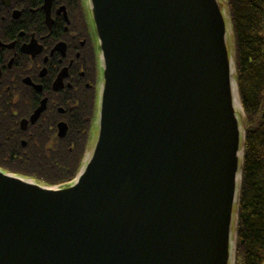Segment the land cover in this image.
Masks as SVG:
<instances>
[{
  "label": "water",
  "instance_id": "1",
  "mask_svg": "<svg viewBox=\"0 0 264 264\" xmlns=\"http://www.w3.org/2000/svg\"><path fill=\"white\" fill-rule=\"evenodd\" d=\"M90 2L96 144L65 189L0 170V264H230L244 134L220 0Z\"/></svg>",
  "mask_w": 264,
  "mask_h": 264
},
{
  "label": "flooded vegetation",
  "instance_id": "2",
  "mask_svg": "<svg viewBox=\"0 0 264 264\" xmlns=\"http://www.w3.org/2000/svg\"><path fill=\"white\" fill-rule=\"evenodd\" d=\"M85 12L84 0H0V147H35L56 113L78 107L81 87L93 90Z\"/></svg>",
  "mask_w": 264,
  "mask_h": 264
},
{
  "label": "trees",
  "instance_id": "3",
  "mask_svg": "<svg viewBox=\"0 0 264 264\" xmlns=\"http://www.w3.org/2000/svg\"><path fill=\"white\" fill-rule=\"evenodd\" d=\"M235 43L236 81L246 131L236 239V264H264V0H225ZM89 56L94 58L92 53ZM79 94L67 119L70 132L46 148L43 131L29 149L0 147V168L47 187H65L79 173L96 118V94ZM94 98V100H92ZM69 105V104H66ZM42 144L40 145V143Z\"/></svg>",
  "mask_w": 264,
  "mask_h": 264
},
{
  "label": "rangeland",
  "instance_id": "4",
  "mask_svg": "<svg viewBox=\"0 0 264 264\" xmlns=\"http://www.w3.org/2000/svg\"><path fill=\"white\" fill-rule=\"evenodd\" d=\"M240 114L243 117V113L240 112ZM96 134H97L96 125H94L93 130L91 131V136H90V141H89V148H88L89 150H91L93 148V143H94V139L96 138Z\"/></svg>",
  "mask_w": 264,
  "mask_h": 264
},
{
  "label": "bare ground",
  "instance_id": "5",
  "mask_svg": "<svg viewBox=\"0 0 264 264\" xmlns=\"http://www.w3.org/2000/svg\"><path fill=\"white\" fill-rule=\"evenodd\" d=\"M236 106L241 107V106H240V103H239V101H238V99L236 100Z\"/></svg>",
  "mask_w": 264,
  "mask_h": 264
}]
</instances>
